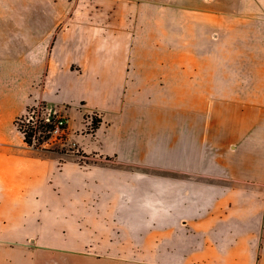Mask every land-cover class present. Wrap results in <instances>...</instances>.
<instances>
[{"label": "crops", "instance_id": "crops-1", "mask_svg": "<svg viewBox=\"0 0 264 264\" xmlns=\"http://www.w3.org/2000/svg\"><path fill=\"white\" fill-rule=\"evenodd\" d=\"M0 264H264V0H0Z\"/></svg>", "mask_w": 264, "mask_h": 264}, {"label": "rangeland", "instance_id": "rangeland-1", "mask_svg": "<svg viewBox=\"0 0 264 264\" xmlns=\"http://www.w3.org/2000/svg\"><path fill=\"white\" fill-rule=\"evenodd\" d=\"M35 108V109H34ZM30 109V111L27 112L25 115V121L23 122L25 125L30 124V120L33 117L39 116H45L48 113H51L47 110L46 106L40 105L38 107H34ZM97 121L99 118L96 115H91L89 119L86 117L84 120V125L81 127V129L87 133L93 132V123L94 120ZM65 120V119H63ZM81 120L78 119L76 121L77 127L80 125ZM66 129L65 133L62 138L60 139H53V140H43L42 143L39 142V139H34L33 144L39 145L40 148L37 150H42L46 152H52L56 155H59V157L68 156L70 154L77 156V158H81V160H87L88 156L84 154L82 151L78 150V145L76 144L75 140L73 138H70L68 136V123L66 122ZM80 132V131H79ZM41 133L38 134L40 136ZM43 139V138H42ZM28 146V145H27ZM33 148V147H32ZM15 246V245H14Z\"/></svg>", "mask_w": 264, "mask_h": 264}, {"label": "trees", "instance_id": "trees-1", "mask_svg": "<svg viewBox=\"0 0 264 264\" xmlns=\"http://www.w3.org/2000/svg\"><path fill=\"white\" fill-rule=\"evenodd\" d=\"M30 109H32V108H29L28 111H30ZM25 117L26 116L19 117L15 121V125L17 126L19 131L23 134L25 143L29 147H33L34 149H39L40 146L34 145L33 140L35 138L36 139L40 138L39 142L42 143L43 140H49L51 138L50 131H52L54 129V124L56 122L57 115L53 114V118L48 122H45L44 119H42L41 116L38 115L37 117H33L30 120V124H28V125H25L23 123L25 121ZM93 121H94V123H93L92 129L94 131V130L99 128L102 120L99 119V120L95 121V119H94ZM39 133H41L40 136H38Z\"/></svg>", "mask_w": 264, "mask_h": 264}, {"label": "built area", "instance_id": "built-area-1", "mask_svg": "<svg viewBox=\"0 0 264 264\" xmlns=\"http://www.w3.org/2000/svg\"><path fill=\"white\" fill-rule=\"evenodd\" d=\"M51 113H48L45 116H41L42 119H44L45 122H48L51 120L50 118ZM64 118H57L56 122L54 124V129L50 131L51 138L49 140L53 139H60L63 137L66 129V120H63Z\"/></svg>", "mask_w": 264, "mask_h": 264}, {"label": "water", "instance_id": "water-1", "mask_svg": "<svg viewBox=\"0 0 264 264\" xmlns=\"http://www.w3.org/2000/svg\"><path fill=\"white\" fill-rule=\"evenodd\" d=\"M53 114H54V113L52 112V113H51V116H50L51 119L53 118Z\"/></svg>", "mask_w": 264, "mask_h": 264}]
</instances>
